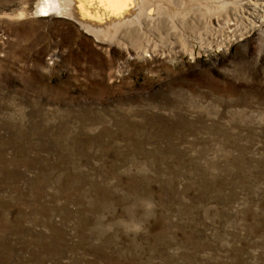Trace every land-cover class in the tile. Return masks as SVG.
Listing matches in <instances>:
<instances>
[{
    "label": "rangeland",
    "instance_id": "obj_1",
    "mask_svg": "<svg viewBox=\"0 0 264 264\" xmlns=\"http://www.w3.org/2000/svg\"><path fill=\"white\" fill-rule=\"evenodd\" d=\"M45 1L0 0V264H264L261 0Z\"/></svg>",
    "mask_w": 264,
    "mask_h": 264
},
{
    "label": "bare ground",
    "instance_id": "obj_2",
    "mask_svg": "<svg viewBox=\"0 0 264 264\" xmlns=\"http://www.w3.org/2000/svg\"><path fill=\"white\" fill-rule=\"evenodd\" d=\"M118 1L119 2L122 1L120 3V7H121V8L119 7L120 9L124 8L123 6L126 5V1L129 3V0H118ZM88 2H92V0L91 1L88 0ZM101 2L105 3L106 5L112 4L111 1H109V0H97L95 2L93 1L92 5L100 6V4H102ZM261 2L262 3L260 5L264 8V0H261ZM73 4L74 3H72L71 0H46L44 5L42 4L43 6L41 8V10H42L41 11V13H42L41 16L42 17H50V16L54 15L57 18L68 17L69 16L68 15V10ZM116 9H117V7H116ZM118 11L120 12L121 10H117V13H119ZM101 22H103V20H101ZM96 26H101V25L96 24Z\"/></svg>",
    "mask_w": 264,
    "mask_h": 264
}]
</instances>
